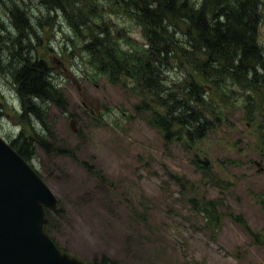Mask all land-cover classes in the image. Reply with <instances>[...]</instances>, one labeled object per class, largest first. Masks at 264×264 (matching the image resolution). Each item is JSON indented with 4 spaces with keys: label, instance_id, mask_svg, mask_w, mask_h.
<instances>
[{
    "label": "rangeland",
    "instance_id": "374dc122",
    "mask_svg": "<svg viewBox=\"0 0 264 264\" xmlns=\"http://www.w3.org/2000/svg\"><path fill=\"white\" fill-rule=\"evenodd\" d=\"M260 1L255 41L264 53ZM127 3L0 0V137L10 143L23 131L43 139L28 164L57 199L47 235L90 264H264V86L240 79L238 70L201 68L198 46L187 55V43L182 56L173 47L177 55L157 58L158 90L201 87L213 125L201 140L184 133L164 140L136 110L144 100L155 107L154 97L129 77L109 83L83 50L100 29L111 39L118 32L121 45L150 47ZM26 58L46 64L63 98L62 106L32 100L45 109L43 123L23 110L13 82ZM191 199L213 202L215 222L205 223Z\"/></svg>",
    "mask_w": 264,
    "mask_h": 264
},
{
    "label": "trees",
    "instance_id": "16d2710c",
    "mask_svg": "<svg viewBox=\"0 0 264 264\" xmlns=\"http://www.w3.org/2000/svg\"><path fill=\"white\" fill-rule=\"evenodd\" d=\"M127 5L130 9H127L128 12L146 26L147 45L150 47L141 50L121 45L117 40L120 39L118 32L116 39H111L107 30L100 29L101 36H93L84 44L83 50L89 55L96 71L105 76L109 83L116 84L122 77H129L135 80V88L140 94L147 93L154 97L155 107L144 100L136 105V110L141 111L148 124L157 129L164 140L173 141V137L181 133L189 142L201 140L213 125L202 108L205 91L201 87L190 84L194 91L188 87V91L176 94L158 90L156 80L161 81V69L157 67V58L167 52L177 55L173 47L178 48L182 56V49H186L187 43L191 45L187 55H193L195 46H198V55L205 59L195 58L201 68L228 74L238 70L240 75L237 77L240 79L249 80L250 84L257 83L254 87L264 86V53L255 41L260 20L257 13L262 5L260 0H201L197 9L191 0H128ZM21 14L18 12L17 17L20 18ZM179 24L183 26V31L179 30ZM161 29L164 33L160 35ZM160 40L164 43L162 46H158ZM151 57L153 61L149 60ZM23 62V66L19 65L13 71V82L17 86L23 110L43 123L45 109L32 100L62 106L63 98L52 85L43 61L26 58ZM247 63L250 65L246 67ZM249 76H252L251 80ZM37 138L43 141L36 134L25 136L21 131L9 144L28 162L33 155V147L44 145ZM202 165L203 170H208L205 161ZM190 204L196 212L204 215L205 223L215 222L213 202L191 199ZM51 213L46 211L48 220ZM48 227L49 224L45 226L46 233Z\"/></svg>",
    "mask_w": 264,
    "mask_h": 264
},
{
    "label": "water",
    "instance_id": "95a60500",
    "mask_svg": "<svg viewBox=\"0 0 264 264\" xmlns=\"http://www.w3.org/2000/svg\"><path fill=\"white\" fill-rule=\"evenodd\" d=\"M70 127L75 131L74 121ZM57 199L0 137V264H89L61 253L44 232Z\"/></svg>",
    "mask_w": 264,
    "mask_h": 264
},
{
    "label": "bare ground",
    "instance_id": "6f19581e",
    "mask_svg": "<svg viewBox=\"0 0 264 264\" xmlns=\"http://www.w3.org/2000/svg\"><path fill=\"white\" fill-rule=\"evenodd\" d=\"M13 9V8H12ZM27 19V18H26Z\"/></svg>",
    "mask_w": 264,
    "mask_h": 264
}]
</instances>
